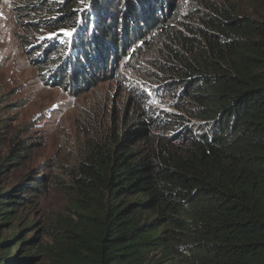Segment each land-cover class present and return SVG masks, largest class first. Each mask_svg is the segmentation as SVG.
Instances as JSON below:
<instances>
[{
	"label": "trees",
	"instance_id": "16d2710c",
	"mask_svg": "<svg viewBox=\"0 0 264 264\" xmlns=\"http://www.w3.org/2000/svg\"><path fill=\"white\" fill-rule=\"evenodd\" d=\"M90 1L22 3L23 16L49 10L32 25L74 29L71 42L46 39L30 57L45 83L105 80L130 44L153 37L172 108L162 119L137 110L66 173L69 202L48 240L28 237V219L16 224L46 176L1 189L0 264H264V0H190L186 16L185 0H94L86 10ZM11 143L0 172L29 146Z\"/></svg>",
	"mask_w": 264,
	"mask_h": 264
},
{
	"label": "rangeland",
	"instance_id": "374dc122",
	"mask_svg": "<svg viewBox=\"0 0 264 264\" xmlns=\"http://www.w3.org/2000/svg\"><path fill=\"white\" fill-rule=\"evenodd\" d=\"M24 1L0 0V122L5 119L6 123L0 131V156L7 155L13 139H23L29 145L23 158L10 161L1 170L0 190L12 189L22 182L34 183L32 173L46 176L44 192L33 198L34 203L16 224L20 225L22 218L28 219L33 223L28 237L39 232L48 240V222L69 202L65 190L66 183L71 181L66 173L78 168L90 148L106 143L110 136L120 132L137 110L162 119L172 106L169 92L157 83L167 73L158 71L156 57L160 59V49L157 44L151 46L155 44L153 37L149 46L130 44L128 54L117 64H109L105 80L73 90L47 85L42 68L31 60L35 49L46 45V39L71 42L74 29L68 20L53 27H45L43 23L32 25L30 20L40 18L41 12L49 14V10L38 9L33 15L23 16L20 12ZM233 1L241 5V0ZM60 2L63 0H43V6ZM182 6L178 13L188 15L190 0L183 1ZM63 11L56 10L64 14ZM7 227L4 224L0 227V236ZM12 232L6 231L4 236Z\"/></svg>",
	"mask_w": 264,
	"mask_h": 264
},
{
	"label": "water",
	"instance_id": "95a60500",
	"mask_svg": "<svg viewBox=\"0 0 264 264\" xmlns=\"http://www.w3.org/2000/svg\"><path fill=\"white\" fill-rule=\"evenodd\" d=\"M93 1H94V0H91L89 3H87L86 8H85L86 10L90 8V6L92 5V2H93Z\"/></svg>",
	"mask_w": 264,
	"mask_h": 264
},
{
	"label": "snow or ice",
	"instance_id": "6c2138e0",
	"mask_svg": "<svg viewBox=\"0 0 264 264\" xmlns=\"http://www.w3.org/2000/svg\"><path fill=\"white\" fill-rule=\"evenodd\" d=\"M65 34L70 36L71 35V32H66Z\"/></svg>",
	"mask_w": 264,
	"mask_h": 264
}]
</instances>
